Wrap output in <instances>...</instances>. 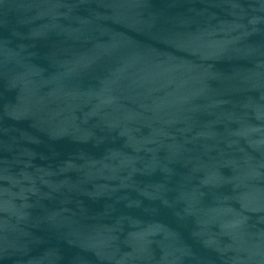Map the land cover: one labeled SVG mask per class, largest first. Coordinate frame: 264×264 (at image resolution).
<instances>
[{
    "label": "water",
    "instance_id": "water-1",
    "mask_svg": "<svg viewBox=\"0 0 264 264\" xmlns=\"http://www.w3.org/2000/svg\"><path fill=\"white\" fill-rule=\"evenodd\" d=\"M0 264H264V0H0Z\"/></svg>",
    "mask_w": 264,
    "mask_h": 264
}]
</instances>
